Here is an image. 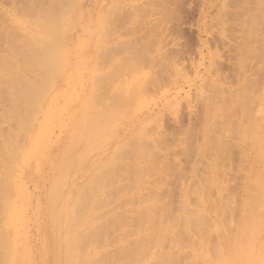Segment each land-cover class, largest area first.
<instances>
[{
	"label": "rangeland",
	"instance_id": "obj_1",
	"mask_svg": "<svg viewBox=\"0 0 264 264\" xmlns=\"http://www.w3.org/2000/svg\"><path fill=\"white\" fill-rule=\"evenodd\" d=\"M263 93L264 0H0L1 261L232 264Z\"/></svg>",
	"mask_w": 264,
	"mask_h": 264
},
{
	"label": "bare ground",
	"instance_id": "obj_2",
	"mask_svg": "<svg viewBox=\"0 0 264 264\" xmlns=\"http://www.w3.org/2000/svg\"><path fill=\"white\" fill-rule=\"evenodd\" d=\"M63 16V15H62ZM40 18V17H39ZM38 18V19H39ZM29 29V28H28ZM23 36V35H22ZM6 49H7V47H6ZM43 49V48H42ZM17 51H19V49L17 50ZM39 51V50H38ZM41 52V51H40ZM44 52V51H43ZM43 52H41V54L43 53ZM16 53V52H15ZM18 53V52H17ZM40 56V55H39ZM13 57V56H12ZM18 57V56H17ZM42 58V57H41ZM44 58V57H43ZM16 59V58H15ZM40 59V58H39ZM41 60V59H40ZM44 60V59H43ZM18 64V63H17ZM21 65V64H20ZM26 66V65H25ZM15 68H16V65H15ZM22 68V67H21ZM15 71H17V70H19V67H18V69L16 68V69H14ZM25 70V69H24ZM28 71H29V69H28ZM18 73V72H17ZM23 74H24V72H22ZM28 74V73H27ZM28 76L29 75H27V78H28ZM22 77H24V75L22 76ZM26 77V76H25ZM30 78H31V76H30ZM28 80V79H27ZM7 81V80H6ZM5 81V82H6ZM260 92V91H259ZM262 94V93H261ZM263 95H264V93H263ZM260 97L262 96V95H259ZM261 100V99H260ZM261 105H262V103H261ZM263 113H264V111H263ZM261 115H263L262 113H260ZM260 115V116H261ZM259 119V118H258ZM260 121V120H259ZM261 121H263V120H261ZM23 122V121H22ZM254 122H255V120H254ZM258 122V121H257ZM252 124V123H251ZM263 124V123H262ZM244 125H246V124H244ZM253 125V124H252ZM254 125H257V124H254ZM260 125V124H259ZM25 127V126H24ZM248 127V126H247ZM249 128H250V125H249ZM262 128V127H261ZM255 129V128H254ZM249 130H251V129H249ZM249 130H248V132H249ZM24 131V130H23ZM255 132V131H254ZM258 132V131H257ZM264 132V131H263ZM251 133H252V131H251ZM259 133V132H258ZM262 133V132H261ZM255 134V133H254ZM241 135V134H240ZM248 135V134H247ZM253 135V134H252ZM259 135H262V134H259ZM258 134L256 135V136H254L253 138H252V141H248L249 142V144L247 145V147L246 148H241V147H239L240 146V144H239V148H241L240 149V151L239 152H237V150L239 149L238 147H237V150L234 152L235 154L233 155V158H232V170H233V175H232V177H233V182H234V185H233V187L232 186H230L231 188H233L234 189V193L235 194H233V195H235L234 196V198L232 199V204H231V212L233 213V215H231V217L233 216V226H232V228H233V236L232 237H230V238H232L231 240V245H230V247H231V259H232V264H247L246 263V260H248L249 258H254V257H256V256H258V255H261V251L259 252V249H261V245L263 244V243H261V242H253V244L251 245V241H249V237H250V233L253 231H251V232H249V226L251 225V223H253L254 221H252L250 224H249V218H250V216H253V215H255L256 214V216L257 217H255V216H253L254 218H259L258 216H260V219H263V221H264V188H261L260 189V192L259 193H256V191L253 189V181L257 178V175H258V173H259V178H261V174H260V171L262 172V170H264V164H260L261 162H263V161H261L260 162V160H259V157H261L262 156V152L264 151V136H259ZM170 136V135H169ZM240 137H242V136H240ZM239 137V138H240ZM217 138V137H216ZM248 137H246L245 138V140L247 139ZM218 139V138H217ZM209 140V139H208ZM247 140H249V139H247ZM251 140V139H250ZM238 141V140H237ZM217 142V141H216ZM241 142L243 143V139L241 140ZM220 143V142H219ZM235 144V143H234ZM244 144V143H243ZM219 145V144H218ZM85 146V145H84ZM221 146H223V145H221ZM236 147V146H235ZM242 147H244V145L242 146ZM222 148V147H221ZM233 148V147H232ZM83 152V151H82ZM232 152V151H231ZM262 153V154H261ZM72 155V154H71ZM201 155V154H200ZM213 155V154H212ZM231 155V154H230ZM214 157V156H213ZM264 157V156H263ZM166 159V158H165ZM215 160V159H214ZM213 161V160H212ZM8 162V161H7ZM214 163V162H213ZM217 164V163H216ZM215 164V165H216ZM214 165V164H213ZM132 166V165H131ZM139 166V165H138ZM149 166V165H148ZM137 167V166H136ZM147 167V166H146ZM212 167V166H211ZM260 167H261V170H260ZM152 168H157V165H155V167H152ZM219 168V167H218ZM108 169H109V167H108ZM158 169V168H157ZM230 169V168H229ZM137 170H139L138 168L136 169V171ZM148 170V169H147ZM212 170V169H211ZM132 171H134L135 172V170H132ZM144 171H146V170H144ZM218 171V170H217ZM138 172V171H137ZM157 172V171H156ZM264 172V171H263ZM139 173H141V172H139ZM226 173H228V172H226ZM230 173H231V171H230ZM144 174V173H143ZM229 174V173H228ZM227 175V174H226ZM133 176V175H132ZM263 176H264V173H263ZM101 177V176H100ZM130 177H131V175H130ZM221 177V176H220ZM219 177V178H220ZM230 177V176H229ZM139 178V177H138ZM215 178V177H214ZM228 177H226V179H227ZM258 178V179H259ZM134 179H135V177H134ZM224 180V179H223ZM136 181V180H135ZM241 181V182H240ZM90 182V181H89ZM227 182V181H226ZM258 182V181H257ZM99 183V182H98ZM224 183V182H223ZM222 183V184H223ZM94 184V183H93ZM220 184H221V182H220ZM255 184V183H254ZM97 185V184H96ZM99 185V184H98ZM225 185V184H224ZM94 186V185H93ZM86 187V186H85ZM84 187V188H85ZM221 187V186H220ZM102 188V187H101ZM3 189V188H2ZM87 189H88V187H87ZM220 189V188H219ZM240 189H241V191H240ZM81 190V189H80ZM209 190V189H208ZM70 191V190H69ZM87 191H89V190H87ZM232 192H233V190H231ZM81 192V191H80ZM97 192V191H96ZM89 193H91V192H89ZM7 194V193H6ZM230 194V193H229ZM91 195V194H90ZM232 194H231V196H233ZM239 195H241L242 196V199H239ZM88 197V196H87ZM228 197V196H227ZM6 198V196L4 197V199ZM223 198V197H222ZM225 198V197H224ZM7 199V198H6ZM5 199V200H6ZM212 200V199H211ZM229 200V199H228ZM0 201H1V199H0ZM86 201V200H85ZM229 201H231V200H229ZM240 201V202H239ZM2 202V201H1ZM73 202V201H72ZM102 202V201H101ZM100 202V203H101ZM227 202V201H226ZM12 203V202H11ZM86 203V202H85ZM99 203V204H100ZM6 204V203H5ZM8 204V203H7ZM14 204L15 203H12V205L13 206H11V208H10V212H9V220H8V225L9 226H12V224H11V222L14 224V218H15V212H14ZM102 204V203H101ZM171 204V203H170ZM8 205H10V203L8 204ZM7 205V206H8ZM87 205V204H86ZM224 205H225V203H224ZM85 206V205H84ZM216 206V205H215ZM227 206V205H226ZM258 206V207H257ZM96 208H97V205L95 206ZM4 208V207H3ZM88 208V207H87ZM171 208H173V205H172V207ZM223 208H225V207H223ZM175 209V208H174ZM195 209V208H194ZM170 210V209H169ZM0 211H1V209H0ZM77 211V210H76ZM81 211H83V210H81ZM88 211V210H87ZM175 211V210H174ZM224 211V210H223ZM227 211V210H226ZM99 212V211H98ZM2 213H3V211H2ZM76 213V212H75ZM189 213V212H188ZM84 214V213H83ZM82 214V215H83ZM86 214H87V212H86ZM102 214V213H101ZM222 214V213H221ZM85 216V215H84ZM83 216V217H84ZM95 216V215H94ZM98 216H99V214H98ZM74 217V216H73ZM77 217H79L80 218V216H77ZM91 217V216H90ZM222 217H223V215H222ZM87 218H89L88 216H87ZM92 218V217H91ZM221 218V217H220ZM83 219V218H82ZM95 219H97L98 220V218H95ZM100 219V218H99ZM186 219V218H185ZM227 218H225V220H226ZM187 220V219H186ZM229 220V219H228ZM251 220H252V217H251ZM259 220V219H258ZM75 221H76V218H75ZM79 221V220H78ZM255 221H257V220H255ZM21 222V221H20ZM100 222V221H99ZM107 221H105V223H106ZM259 222H261V220L260 221H258V223L257 224H259ZM231 223V222H230ZM256 222H254V224H255ZM75 224V223H74ZM249 224V225H248ZM254 224H253V226H254ZM257 224H255V225H257ZM223 225V224H222ZM229 225V224H228ZM232 225V224H231ZM7 226V225H6ZM74 226V225H73ZM89 226H91V225H89ZM103 226V225H102ZM259 226V225H258ZM93 227V226H92ZM105 227V226H104ZM108 227V226H107ZM168 227V226H167ZM221 227V226H220ZM226 227V226H225ZM257 227V226H256ZM5 228V227H4ZM89 228V227H88ZM88 228H86V229H88ZM227 228V227H226ZM231 227H229V229H230ZM231 228V229H232ZM36 229V228H35ZM104 229V228H103ZM230 229V230H231ZM252 229H254V228H252ZM105 230V229H104ZM5 231V230H4ZM98 231V230H97ZM231 231V232H232ZM256 231V230H255ZM3 232V231H2ZM230 232V234H232ZM259 232V231H258ZM258 232H256V233H258ZM79 233H81V232H79ZM92 233V232H91ZM95 233V232H94ZM101 233V232H100ZM90 233H88V235H89ZM9 235V234H8ZM72 235V234H71ZM81 234H79V236H80ZM102 235V234H101ZM257 234H255V236H256ZM14 236V235H13ZM106 236H107V233H106ZM71 237V236H70ZM74 237V236H73ZM84 237V236H83ZM105 237V236H104ZM1 238V237H0ZM67 238V237H66ZM75 238V237H74ZM94 238V237H93ZM92 238V239H93ZM100 238V237H99ZM221 238H222V236H221ZM224 238V237H223ZM229 238V239H230ZM10 239V238H9ZM69 239V238H68ZM88 239V238H87ZM70 240V239H69ZM72 240V239H71ZM75 240H76V238H75ZM79 240V239H78ZM89 240V239H88ZM100 240V239H99ZM106 240H108V239H106ZM218 240V239H217ZM219 240H222V239H219ZM9 241V240H8ZM8 241H7V247H9L10 246V248H11V245L8 243ZM77 241V240H76ZM101 241V240H100ZM224 241V240H223ZM255 241V240H254ZM9 242H11V240L9 241ZM91 242H93V241H91ZM99 242V241H98ZM229 242V241H228ZM262 242H263V239H262ZM3 243V242H2ZM79 243V242H78ZM77 243V244H78ZM94 243V242H93ZM221 243H224V242H221ZM230 243V242H229ZM13 244V243H12ZM71 244V245H70ZM67 243L66 244V246L67 245H69V246H71L72 247V244H73V242L72 243ZM96 244V243H95ZM14 245V244H13ZM64 245V244H63ZM80 245V244H79ZM97 245V244H96ZM100 245V244H99ZM98 245V246H99ZM101 245H103V244H101ZM5 246V245H4ZM66 246H65V248H66ZM95 246V245H94ZM220 247V246H219ZM6 248V247H5ZM4 248V249H5ZM10 248H9V250H10ZM65 248H64V250H65ZM70 248V247H69ZM68 248V249H69ZM67 249V248H66ZM73 249V248H72ZM78 249V248H77ZM263 249V248H262ZM71 250V249H70ZM75 250V249H74ZM11 251V250H10ZM65 251H67V250H65ZM78 251H80V250H78ZM94 251V250H93ZM221 250H219V252H220ZM23 252V251H22ZM218 252V253H219ZM27 253V249H24V252L22 253V255L23 256H21V254H20V252H18L17 253V251L15 252V255L14 256H20V257H24V255ZM67 253V252H66ZM69 253V255H70V251L68 252ZM10 254V253H9ZM1 255L2 256H4V257H9L10 255H12V254H10L9 256H7V249H6V251H4L3 252V250L2 251H0V264H4L3 263V261H1L2 259H1ZM93 255V254H92ZM96 255V254H95ZM27 256V255H26ZM71 257H73L72 255H71ZM75 257V256H74ZM15 258V257H14ZM12 259V262H14L15 261V259ZM17 258V257H16ZM76 258V257H75ZM74 258V259H75ZM23 259V258H22ZM25 259V258H24ZM6 260V259H5ZM80 260V259H79ZM95 260V259H94ZM97 260V259H96ZM261 260H263V256H262V259ZM17 261V260H16ZM15 261V262H16ZM27 261H30L29 259H25V261H22L23 263L22 264H27V263H25V262H27ZM2 262V263H1ZM9 262V261H8ZM11 262V264H13ZM14 262V263H15ZM18 262V261H17ZM32 262V261H31ZM84 262V261H83ZM83 262H81L80 264H82ZM86 263V260H85V262L83 263V264H85ZM258 263V262H257ZM31 264H33V263H31ZM231 264V263H230ZM249 264V263H248Z\"/></svg>",
	"mask_w": 264,
	"mask_h": 264
}]
</instances>
